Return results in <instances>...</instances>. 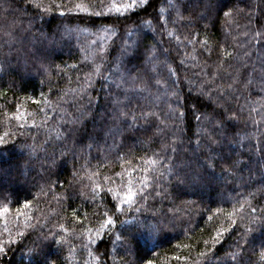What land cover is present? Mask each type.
Wrapping results in <instances>:
<instances>
[{
  "label": "trees",
  "instance_id": "obj_1",
  "mask_svg": "<svg viewBox=\"0 0 264 264\" xmlns=\"http://www.w3.org/2000/svg\"><path fill=\"white\" fill-rule=\"evenodd\" d=\"M130 3L0 0V264H264V0Z\"/></svg>",
  "mask_w": 264,
  "mask_h": 264
},
{
  "label": "snow or ice",
  "instance_id": "obj_2",
  "mask_svg": "<svg viewBox=\"0 0 264 264\" xmlns=\"http://www.w3.org/2000/svg\"><path fill=\"white\" fill-rule=\"evenodd\" d=\"M137 2H139V3H145V0H132V3L126 4V5H122V6L123 7H126V8H131V7H134ZM117 11H119V8H117ZM225 15H228V13H225ZM128 115H131V114L130 113H123V112L120 113V116H123V117H127ZM143 115L146 116L147 114H143ZM133 119H135V118H133ZM127 122H128L127 119H125V123H127ZM129 126H131V125H129ZM154 162L155 161H153V163ZM141 183H142V185L144 187H147V183L144 180H142ZM134 195H135V193L132 191L131 182H129L128 191L126 193L127 200H129V201L132 200V198H133ZM52 239H53V242H57L56 241V237H53ZM3 249H4V246H3L2 243H0V251H3ZM262 259H264V255H262ZM46 264H55V261L54 260H48V261H46ZM147 264H152V262L151 261H148Z\"/></svg>",
  "mask_w": 264,
  "mask_h": 264
}]
</instances>
